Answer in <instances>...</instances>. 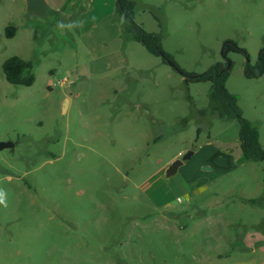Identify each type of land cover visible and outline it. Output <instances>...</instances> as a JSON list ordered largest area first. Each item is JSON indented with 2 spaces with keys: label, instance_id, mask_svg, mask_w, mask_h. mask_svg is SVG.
Segmentation results:
<instances>
[{
  "label": "rangeland",
  "instance_id": "374dc122",
  "mask_svg": "<svg viewBox=\"0 0 264 264\" xmlns=\"http://www.w3.org/2000/svg\"><path fill=\"white\" fill-rule=\"evenodd\" d=\"M136 2L135 22L187 76L223 63L225 42L246 52L229 53L226 86L258 123L264 148V75H244L264 48V0ZM24 22L0 5V142L15 145L0 151V264H264L259 246L228 242L261 228L264 206L240 204L262 193V164L247 161L169 210L159 208L181 191L152 198L179 151L238 136L237 121L200 114L211 84L187 85L130 38L99 28L76 35L64 20ZM12 24L19 33L9 39ZM13 56L33 63L32 86L7 82L3 64ZM223 193L233 204L224 218Z\"/></svg>",
  "mask_w": 264,
  "mask_h": 264
},
{
  "label": "crops",
  "instance_id": "0c3cea01",
  "mask_svg": "<svg viewBox=\"0 0 264 264\" xmlns=\"http://www.w3.org/2000/svg\"><path fill=\"white\" fill-rule=\"evenodd\" d=\"M112 4L114 5V0H0V5H2L7 18L11 19V17H18L21 19L22 23L25 21L24 25L26 26L32 24L35 25L39 20L52 22L56 19L66 21L69 24L71 31L76 35H93L94 31L99 28L100 32L104 35L110 33V35L121 36V27L113 21L115 10L114 8L112 10ZM5 8L7 9V12ZM89 23H91V25L89 29L86 30L87 32H85L84 27ZM79 24H81L80 28H77ZM26 30H28V28H26ZM18 31L16 36L19 33ZM102 33L99 35H102ZM236 128L240 134V125ZM239 134L232 139V141L218 140L219 146L213 143L212 140H208L205 144H201L193 150L194 155L191 160L184 162L178 172L172 176V178L170 177L171 179L168 183L167 181L164 183L163 180L158 181L159 186L156 187V190L152 193V198L155 202L161 198L164 199L163 196L167 193L169 195V192L172 189L181 191L182 195L181 197L178 196L174 199V196H172V200L168 199L166 204L159 209L162 211L164 209H172L174 208V205L170 204V201L175 200L176 203H181L183 201L181 200L183 199V196L193 197L197 195V190L202 186L221 179L227 174L237 170L238 167L245 166L247 160H241L239 158V155H243L241 148L239 147L240 154L237 148V146L240 145ZM182 155V151H179L164 165L160 171L163 173L164 177L165 172L171 163L176 159L181 158ZM260 187L262 188L261 194L252 196L249 194H243L240 206L245 208L248 200L257 202L255 206L252 205L253 207H257L258 205L264 206V203L261 202L264 197L263 184H261ZM200 195H202V193ZM219 195H221V193H219ZM231 196L232 194L223 193L222 197H220V203L216 204L217 217L221 215L224 218L227 211L233 209L232 202L228 203L226 201L227 198H231ZM218 199L216 201H218ZM232 200L233 199H231V201ZM223 201L226 202L224 203ZM236 204L239 205L238 202H236ZM248 205H251V203ZM260 227L261 228L256 234L250 236L246 235L243 237V240L240 238L239 241L231 238L228 242L232 245H236L240 242L242 245L246 246H248L246 243H252L254 248L259 246L264 255V233L262 232L264 231V218L260 223Z\"/></svg>",
  "mask_w": 264,
  "mask_h": 264
},
{
  "label": "trees",
  "instance_id": "16d2710c",
  "mask_svg": "<svg viewBox=\"0 0 264 264\" xmlns=\"http://www.w3.org/2000/svg\"><path fill=\"white\" fill-rule=\"evenodd\" d=\"M138 11L136 0H117L115 21L121 25L122 38H130L143 44L150 53L160 56L164 62L171 60L161 49L160 38L157 35L147 33L141 26L135 22V15ZM18 28L9 25L5 28L7 38H14ZM126 37V38H125ZM223 56H228L231 52H246L238 47L235 42H225L222 47ZM227 67V61L217 63L205 73L188 75L184 81L188 85L195 82H209L211 91L209 93V106L201 110L202 116L217 115L221 120H235L240 125V148L243 158L249 162L262 164L263 172V190H264V148L261 144L259 125L256 122L245 119L238 105V98L232 94L226 86L230 76L231 67L222 72ZM33 63L19 56H13L7 59L3 64V72L8 83L15 86H32L35 82ZM244 75L248 79L260 78L264 75V48L259 52L258 62L255 66L249 63L245 65ZM250 203L255 201L250 200Z\"/></svg>",
  "mask_w": 264,
  "mask_h": 264
},
{
  "label": "water",
  "instance_id": "95a60500",
  "mask_svg": "<svg viewBox=\"0 0 264 264\" xmlns=\"http://www.w3.org/2000/svg\"><path fill=\"white\" fill-rule=\"evenodd\" d=\"M223 57L227 61V67L222 72H224L225 70H227L231 67V62L228 60V56H223ZM167 62L172 68L177 70L184 78L187 77V74L184 71H182L173 61L167 60ZM196 77L197 76H193L192 78H196ZM66 109H67V102L64 103V105H63L64 112ZM14 146L15 145L12 142H0V151L7 149V148L13 149ZM193 155H194V151L191 150V151L187 152L186 154L182 155L181 158L173 161L171 163V165L166 170V177L170 178V177L174 176L178 172L179 168L184 164V162L191 160Z\"/></svg>",
  "mask_w": 264,
  "mask_h": 264
},
{
  "label": "clouds",
  "instance_id": "9594fccd",
  "mask_svg": "<svg viewBox=\"0 0 264 264\" xmlns=\"http://www.w3.org/2000/svg\"><path fill=\"white\" fill-rule=\"evenodd\" d=\"M4 196L5 194L3 193V191H0V203H4Z\"/></svg>",
  "mask_w": 264,
  "mask_h": 264
}]
</instances>
